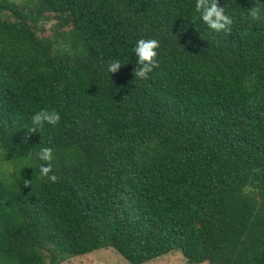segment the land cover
Here are the masks:
<instances>
[{"label": "trees", "instance_id": "1", "mask_svg": "<svg viewBox=\"0 0 264 264\" xmlns=\"http://www.w3.org/2000/svg\"><path fill=\"white\" fill-rule=\"evenodd\" d=\"M40 1L63 32L38 33L46 14L0 19V264L103 249L264 264V15L247 16L264 0H219L228 33L195 0ZM141 38L159 42L147 79L133 73ZM41 108L60 122L28 132ZM42 146L55 183L15 171Z\"/></svg>", "mask_w": 264, "mask_h": 264}, {"label": "clouds", "instance_id": "2", "mask_svg": "<svg viewBox=\"0 0 264 264\" xmlns=\"http://www.w3.org/2000/svg\"><path fill=\"white\" fill-rule=\"evenodd\" d=\"M194 11L198 14V19L207 25L209 29L215 32H231L233 25V13L227 10V7L221 6L219 0H195ZM264 15V9L259 6L248 8L247 16L256 21ZM159 42L155 38H141L135 42L132 49L136 61V67L133 69L135 79H147L149 74L157 66V49ZM124 64L120 60H115L107 67L108 73L115 72ZM61 120V115L55 109L41 108L35 111L31 116V127L28 132L40 130L44 124L56 126ZM54 161V151L51 147L42 146L38 151L29 152L21 155L15 162V171L22 172L26 167L35 166L38 168L39 178L48 182L55 183L57 175L52 171ZM32 168V167H31ZM27 180L24 182L28 185Z\"/></svg>", "mask_w": 264, "mask_h": 264}, {"label": "rangeland", "instance_id": "3", "mask_svg": "<svg viewBox=\"0 0 264 264\" xmlns=\"http://www.w3.org/2000/svg\"><path fill=\"white\" fill-rule=\"evenodd\" d=\"M0 0V19H25L26 16L30 18H39L40 15L46 14L47 18H43L37 25L38 33H56L57 30L61 32L64 28L59 27V22L54 13H48L49 7L40 0ZM18 4L14 5V4ZM30 15V16H29ZM34 16V17H31ZM63 20H65L63 18ZM61 264H130L124 258L112 249H103L87 254L82 257H73ZM143 264H193L190 263L180 250L167 253L165 255L155 257ZM197 264H209L208 262Z\"/></svg>", "mask_w": 264, "mask_h": 264}]
</instances>
